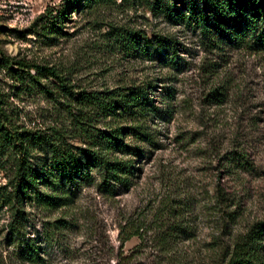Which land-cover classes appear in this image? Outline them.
Instances as JSON below:
<instances>
[{
    "label": "rangeland",
    "instance_id": "374dc122",
    "mask_svg": "<svg viewBox=\"0 0 264 264\" xmlns=\"http://www.w3.org/2000/svg\"><path fill=\"white\" fill-rule=\"evenodd\" d=\"M66 1L0 0V90L12 96L17 87L12 72L1 63L3 52L54 67L76 90H104L154 80L155 103L171 110V116L167 121L149 123L161 145L149 148L148 157L140 160L141 172L127 192L107 197L92 184L82 186L69 205L30 209L31 229L41 248L36 262L17 258L7 245V215L1 214L0 264H181V254L184 264H215L219 220L211 197L217 179L239 203L232 229L243 231L252 221L264 218V52L208 50L192 31L153 18L146 0H116L118 6L90 11L69 9L61 27L65 35L41 30L36 16L47 7L64 10ZM107 22L174 36L184 64L177 71L112 52L102 36ZM210 66L214 72H207ZM167 85L173 89L170 99L159 89ZM219 85L224 88L223 101L210 103L206 93ZM10 100L26 125H47L52 120L51 103L42 94L19 90ZM66 140L82 147L75 136ZM125 140L133 142L128 137ZM232 144L239 145L253 164L239 178L225 173L218 160ZM3 181L0 172V183ZM173 181L192 194L193 236L176 242L168 251L158 246L151 232L140 247L136 236L120 243V225L127 219L147 218L151 201L166 191L165 182ZM57 219L67 223L54 227L52 222ZM225 235H221L223 240Z\"/></svg>",
    "mask_w": 264,
    "mask_h": 264
},
{
    "label": "trees",
    "instance_id": "16d2710c",
    "mask_svg": "<svg viewBox=\"0 0 264 264\" xmlns=\"http://www.w3.org/2000/svg\"><path fill=\"white\" fill-rule=\"evenodd\" d=\"M115 1L67 0L64 10L47 7L35 21L45 33L63 36L61 27L69 9L81 12L118 6ZM145 6L153 18L195 33L208 50L264 52V0H146ZM105 25L104 44L120 56L177 71L185 62L178 54L180 43L172 35L108 22ZM1 63L12 72L16 93L42 94L53 109L47 125H26L10 100L16 93L11 96L0 90V172L4 178L0 183V215H7L4 240L17 258L36 262L41 248L31 229L30 209L69 205L82 186L92 184L107 197L127 192L141 172L140 160L148 157L149 148L161 145L149 123L167 121L171 110L156 105L154 80L104 90H76L52 66L3 52ZM207 72H214V68L210 66ZM160 87L170 99L172 87ZM206 98L220 104L224 88L210 87ZM69 135L77 137L82 147L67 142ZM127 137L133 142L126 141ZM218 160L223 171L236 178L253 169L252 160L239 145L232 144ZM165 185L169 186L166 191L151 201L147 218L127 219L120 225V243L136 236L140 247L151 232L158 246L168 251L176 242L193 236L192 194L174 181ZM211 198L219 220L218 236L214 237L215 264H264V218L252 221L243 231L232 229L239 216L235 196L217 179ZM65 223L64 219L52 222L57 228ZM223 232L225 240L221 238ZM179 257L184 264V256Z\"/></svg>",
    "mask_w": 264,
    "mask_h": 264
}]
</instances>
